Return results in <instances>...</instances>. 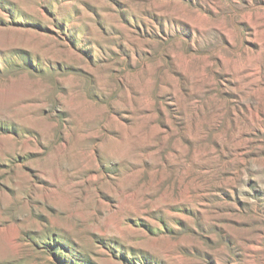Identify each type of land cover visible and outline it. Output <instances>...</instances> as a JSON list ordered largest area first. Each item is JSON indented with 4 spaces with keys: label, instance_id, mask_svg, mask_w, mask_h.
Instances as JSON below:
<instances>
[{
    "label": "rangeland",
    "instance_id": "1",
    "mask_svg": "<svg viewBox=\"0 0 264 264\" xmlns=\"http://www.w3.org/2000/svg\"><path fill=\"white\" fill-rule=\"evenodd\" d=\"M0 264H264V0H0Z\"/></svg>",
    "mask_w": 264,
    "mask_h": 264
}]
</instances>
